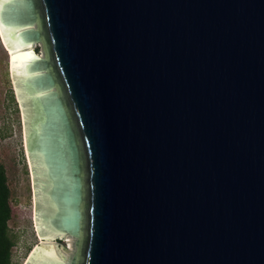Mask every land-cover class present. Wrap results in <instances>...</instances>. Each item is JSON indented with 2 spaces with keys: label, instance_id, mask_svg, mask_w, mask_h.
<instances>
[{
  "label": "water",
  "instance_id": "95a60500",
  "mask_svg": "<svg viewBox=\"0 0 264 264\" xmlns=\"http://www.w3.org/2000/svg\"><path fill=\"white\" fill-rule=\"evenodd\" d=\"M0 26L28 264H264V0H0Z\"/></svg>",
  "mask_w": 264,
  "mask_h": 264
},
{
  "label": "rangeland",
  "instance_id": "374dc122",
  "mask_svg": "<svg viewBox=\"0 0 264 264\" xmlns=\"http://www.w3.org/2000/svg\"><path fill=\"white\" fill-rule=\"evenodd\" d=\"M35 49L42 56L41 44H36ZM10 63L11 52L0 38V162L6 167L13 193L15 215L10 227L17 241L13 264H28L44 240L37 228L35 183L26 146L24 113ZM56 239L57 244L69 248L67 241Z\"/></svg>",
  "mask_w": 264,
  "mask_h": 264
},
{
  "label": "trees",
  "instance_id": "16d2710c",
  "mask_svg": "<svg viewBox=\"0 0 264 264\" xmlns=\"http://www.w3.org/2000/svg\"><path fill=\"white\" fill-rule=\"evenodd\" d=\"M13 193L6 167L0 162V264H13V250L16 247V235L10 222L14 218Z\"/></svg>",
  "mask_w": 264,
  "mask_h": 264
},
{
  "label": "bare ground",
  "instance_id": "6f19581e",
  "mask_svg": "<svg viewBox=\"0 0 264 264\" xmlns=\"http://www.w3.org/2000/svg\"><path fill=\"white\" fill-rule=\"evenodd\" d=\"M0 38H1L2 42H3V44L7 46V44H6V42H5V39H4V37H3V34H2L1 26H0ZM7 47H8V46H7ZM8 49H9V48H8ZM9 51H10V49H9ZM10 52H11V51H10ZM34 53H35V55L39 56V55L36 53V49H34ZM12 60H13V55H12V52H11L10 70H11L12 73H13ZM26 146H27V150H28L27 140H26ZM60 239H61V238H60ZM60 239H58V240H60ZM56 240H57V239H56ZM43 243H44V241H43ZM67 243H68V242H67Z\"/></svg>",
  "mask_w": 264,
  "mask_h": 264
},
{
  "label": "snow or ice",
  "instance_id": "6c2138e0",
  "mask_svg": "<svg viewBox=\"0 0 264 264\" xmlns=\"http://www.w3.org/2000/svg\"><path fill=\"white\" fill-rule=\"evenodd\" d=\"M21 59H22V57H21Z\"/></svg>",
  "mask_w": 264,
  "mask_h": 264
}]
</instances>
